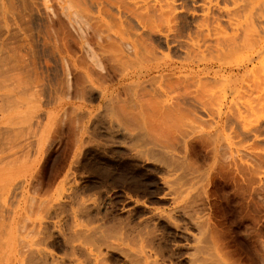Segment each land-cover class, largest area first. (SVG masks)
<instances>
[{
  "label": "rangeland",
  "instance_id": "obj_1",
  "mask_svg": "<svg viewBox=\"0 0 264 264\" xmlns=\"http://www.w3.org/2000/svg\"><path fill=\"white\" fill-rule=\"evenodd\" d=\"M43 1L44 7L41 6V14H39L40 12L35 8L37 3L35 0H13L16 10L21 11L23 16L20 34L13 35L14 37L10 39L12 43L0 48V55L5 57V55H13L9 47L16 46L14 52L17 58L16 62L12 61L13 65L7 72L4 73L0 67L1 228L7 226L8 215L18 208V203L22 200L18 192L21 189L17 188L19 190L13 195L10 192L11 184L16 185L17 182L20 183L19 179L23 180L31 163L37 165L35 170L37 171L38 168L39 171L34 173L37 174L34 176L36 177L34 184L36 189H39L37 192L45 193L52 188L55 178L70 162L75 147L89 148L82 156L85 163L104 166L117 163L121 158L128 162L125 155L126 147L137 145H139L137 147H146L147 142L156 139L166 143V147H174L175 150L177 149L176 152L179 148L187 147L185 159L187 163L184 160L185 164L177 170L178 173L175 171L176 175L182 173L184 175H181V181H177L179 183L176 182L173 186H181L182 189L186 187L184 192L180 191L182 195L180 194L178 201L181 200L179 201L181 204L186 201L189 204L185 202V205L198 209L199 215L205 222L202 230L204 229L210 241L220 248L226 262H229L227 264H264V54L259 58L256 55L252 56L253 52L249 51L254 61L252 67H249L251 69L244 73L246 76L238 80L232 76L217 83H210L202 93L200 92V97L194 95V80L192 75L186 72L185 77L175 80L170 87V102H176L178 108L173 103L172 109L168 111L170 117H166L168 114L166 116L160 114L161 116L158 117L156 112L159 111L158 106L162 104L163 97L159 98L154 90H151L153 86L140 83V85L119 87L115 96H112L113 99L108 100L103 94L108 96L105 92L107 80L114 74L109 72L106 81H102L104 83L100 81L98 83L92 77V85L89 80L88 82L82 77L84 74L79 70L80 67H76V64H79L78 57L81 55L79 57L81 61L85 57H82L79 50L81 40L71 16L76 10H82L86 18L90 16L92 1ZM253 3V6H249L252 14L255 12L264 14V0L256 2L253 0ZM106 7L113 9L112 6L106 5ZM252 14L250 13V17L253 19L258 13L253 16ZM262 18L264 19V15ZM84 34L93 44L91 29H86ZM257 36L264 42V32ZM257 36H255L256 41L259 39ZM259 42L260 39L255 43ZM159 50L166 57L177 58L172 51H167L164 47ZM233 54L221 58L218 61V68L228 70L235 62L248 55V53ZM63 59L71 73V86L68 91L65 89L66 83L64 84ZM262 61L263 65H261ZM137 65L139 67L142 63ZM7 74H10L8 79ZM88 84L93 89L94 87L96 90L101 89L100 94L92 90L93 96H90L88 91L91 88L89 89ZM154 85L157 83L155 82ZM68 99L70 102L63 106L62 112L58 111V104ZM216 101L222 103L221 110L216 109L218 108L214 104ZM110 108H114L113 111ZM87 109H95L97 112L88 118L83 113ZM153 109L158 111L154 112ZM48 114L52 115V123L49 128L43 130L42 125L48 124ZM162 117L166 118L162 119ZM117 121L124 123L122 127L125 126V131L119 128V131L111 133L109 124L115 128L113 130H116ZM82 123L88 124L86 128L88 131L84 130V141L79 145L78 128L83 125ZM215 125H217L216 129H214ZM142 130L143 132H140ZM135 132L138 134L136 135ZM142 136L151 140H144ZM136 137H139L141 142ZM213 147H217L215 156L212 152ZM245 147H250L252 153L250 161L245 157ZM178 159L180 158H176L177 161ZM132 160L136 165L133 167L128 165L125 171L140 182L139 187L123 188L125 185H113L111 181L105 182L108 187L106 185L102 187L107 188L108 193L112 194L115 201L112 211L119 220L109 222L111 225L108 223L107 226L110 225L108 227L114 226L119 229V227L124 228L126 224L129 226L130 223L127 222L134 217L144 216L148 207L154 206L153 204L167 206L168 201L159 202L157 198L159 193L155 191L156 187H161L159 178L151 170L156 163H149L141 158ZM203 169L206 170L203 172ZM8 179L15 183H10ZM6 182H9L7 183L9 188L5 185ZM21 203L23 204V200ZM128 210L132 211L130 218L127 216Z\"/></svg>",
  "mask_w": 264,
  "mask_h": 264
},
{
  "label": "bare ground",
  "instance_id": "obj_2",
  "mask_svg": "<svg viewBox=\"0 0 264 264\" xmlns=\"http://www.w3.org/2000/svg\"><path fill=\"white\" fill-rule=\"evenodd\" d=\"M35 1L37 2L35 8L41 14L40 8L44 7L42 3L44 1ZM89 1H92L90 2L92 14L88 16L89 18L84 17L82 10H73L71 16L81 40L79 50L82 57H85V59L82 58L83 61L79 58L81 55L78 57L79 64H76V67H80L79 70L85 75L82 77L89 80L92 85V77L93 80L101 83L106 81V77L111 72L115 75L108 78L106 91L103 90L108 95L106 97L103 94V97L108 100L113 99L112 96H115L119 87L140 85V83L153 86L151 90H154L159 98L163 97L162 104L158 106L159 111L155 109L158 111L156 112L153 109L156 114L158 113V117L163 114H165L163 116L168 114L166 117H170L168 111L172 109L173 103L178 108L176 102H170L169 93L171 83L179 80L180 77H185L187 73L192 75L194 95L200 97V92L202 93V90L210 83H217L219 80L229 79L232 76H235L237 80L242 78L253 65L254 59L249 51L253 52L252 56L256 55L259 58L264 54V42L261 41L260 35L257 36L264 32L262 18L264 14L262 12L252 14L249 6L254 5L253 0ZM106 5L112 6L113 9L110 10ZM16 9L13 0H0V48L8 46L12 43L10 39L20 34L23 16L21 11ZM248 10L252 16L257 14L256 17H258L254 16L252 19ZM88 28L91 29L93 44L84 34ZM254 35L260 39L259 43H255L259 39L256 41L257 38ZM163 47L167 51H172L177 58L166 57L159 50ZM14 48L9 47L13 55H5V57L0 55V67L4 73L12 67L13 62L17 61ZM233 53L239 55L248 53V55L239 61L236 60L237 62L228 70L219 69L218 61ZM259 61L261 63V60ZM62 62L65 67H62L64 84L66 83L67 86L65 89L68 91L67 89L71 86V73L64 59ZM138 63L142 65L138 67ZM73 66L75 67V64ZM9 75L7 74V79ZM87 81L86 85L89 82ZM155 82L157 85H154ZM83 87H81L82 90ZM94 88L90 85L89 93H84L93 96L95 90L99 95L101 89ZM68 101L69 99L58 102V111H61ZM200 104L204 105L203 102ZM214 104L215 107L218 106L216 109L221 110V102L216 101ZM95 112H97L95 109H87L83 113L89 118ZM51 114L47 115L48 124L42 125L43 130L49 128L52 123ZM121 114L126 115V113ZM121 121H117L116 130H113L115 128L109 124L111 133L119 128L125 131V126L122 127L124 123H120ZM85 124H79L80 135L77 140L79 145H82L84 141V130L88 127V124ZM216 128L217 125L214 126V129ZM135 134L138 133L135 132ZM138 138L136 137L141 142ZM142 138L144 139V136ZM147 138L145 137L148 141L150 138ZM147 143L146 147L125 146L128 162L121 158L117 163L104 166L85 163L82 156L89 148L75 147L70 162L64 170L62 168V171L59 170L60 173H57L54 185L45 193L37 192L39 189H36L34 184L36 178L34 176L37 174L34 173L39 171L38 168L37 171L35 170L37 165L29 163L23 180L19 179V184L18 182L16 185L11 184L10 192L13 195L21 189L18 192L23 204L22 200L19 201L18 208L10 212L7 217V226L2 228L0 226V264H221V262L225 264L226 258L223 257L220 248L212 243L206 235L207 232L202 230L205 222L199 215L198 209H194L186 201L187 205L185 202V204L179 203L181 200L178 201V198L186 187L182 189L181 186L180 188L173 186L177 181H181V175H184V173L176 175V172L187 163L185 160L187 147L179 148L178 155L177 149L166 147L163 141L154 139ZM149 145L155 147H148ZM244 151L247 161H250L252 157L250 147H245ZM212 152L215 156L217 147H213ZM133 158L156 163L151 170L159 178L161 187H156L155 191L159 193L158 201H168L167 206L148 204L150 207L147 206L146 214L140 218L131 219L127 222L130 223L129 226L126 224L127 227H119V229L114 226L108 227L111 225L109 222L117 219L112 211L115 201L112 194L108 193V189L102 187L106 185V181H111L113 185H125L123 188L139 187L140 182L125 171L128 165L131 167L136 165L133 164ZM176 158L181 160L177 161ZM205 170L203 169V172ZM7 181L12 182L9 179ZM9 182L5 185L7 186ZM7 187H5L6 190H8ZM95 188L99 190H94ZM131 212L128 210V218L132 217ZM108 223L110 225L107 226Z\"/></svg>",
  "mask_w": 264,
  "mask_h": 264
}]
</instances>
